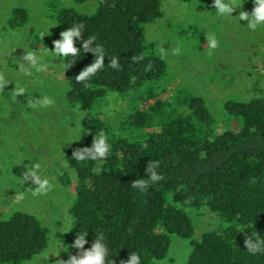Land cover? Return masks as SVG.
Instances as JSON below:
<instances>
[{"label": "trees", "instance_id": "trees-1", "mask_svg": "<svg viewBox=\"0 0 264 264\" xmlns=\"http://www.w3.org/2000/svg\"><path fill=\"white\" fill-rule=\"evenodd\" d=\"M89 1L73 0L74 7L54 8L52 14L56 39L82 22L83 38L95 36V44L106 51L103 70L87 86L75 76L94 54L84 53L78 39L79 55L62 58L64 102L85 113L80 136L65 152L77 193L69 209L71 228L57 235L67 248L64 260L79 252L70 247L77 233H88L85 249L102 233L108 261L115 264L129 259L130 252L140 256V264L163 261L174 236L190 244L185 264H264V253L251 254L244 246L246 236L264 238V95L225 101L221 132L204 99L189 90L177 88L162 99L170 86L168 64L146 41V26L163 17L162 0H94L90 12L76 8ZM179 1L193 4L198 13L214 9L212 0ZM26 22V11L14 9L10 27ZM134 55L143 59L133 63ZM112 57L119 58L121 70L108 66ZM149 64L151 70L145 71ZM109 98L126 103L119 122L101 110ZM101 130L111 146L107 159H73V150L91 147ZM149 161L160 162L156 171L165 179L141 194L131 183L148 178ZM203 209L219 224L196 240L190 213ZM49 241L50 230L33 215L19 211L0 218V264L31 261Z\"/></svg>", "mask_w": 264, "mask_h": 264}, {"label": "rangeland", "instance_id": "rangeland-1", "mask_svg": "<svg viewBox=\"0 0 264 264\" xmlns=\"http://www.w3.org/2000/svg\"><path fill=\"white\" fill-rule=\"evenodd\" d=\"M236 4L242 8L222 17L215 9L198 13L193 4L162 0L163 17L146 26L151 52L168 64L170 86L162 99L171 97L177 88L189 90L204 99L221 132L226 123L222 113L225 101L264 95V26L252 31L247 21H239L241 10L251 13L253 0H236ZM94 6L95 1L90 0L76 8L90 12ZM59 7H74L73 0H0V71L13 82L0 92V218L21 211L37 217L50 230L48 248L24 264H53L58 258L65 259L67 248L57 235L71 228L69 209L77 193L76 176L65 162V152L80 136L85 113L68 108L64 102L66 73L62 58L49 52L42 59L48 65L46 71L31 69L29 75L28 70H19L25 51L42 55L44 47L53 50L58 27L52 14ZM19 8L26 11L27 22L10 27L12 12ZM210 34L219 41L215 50L207 47L206 35ZM176 48L179 55L173 54ZM15 82L26 90L20 101L12 93ZM41 96L52 98L53 105L28 106L29 97ZM126 107L125 102L109 98L101 110L111 122H119ZM34 163L41 166L39 174L54 184L47 195L33 196L28 189L34 190L36 185L31 181L23 185L22 173ZM20 190L25 191V198L14 202L11 198ZM190 216L196 240L219 224L217 216L208 210L191 212ZM190 252L189 242L174 236L168 257L152 264H185Z\"/></svg>", "mask_w": 264, "mask_h": 264}, {"label": "clouds", "instance_id": "clouds-1", "mask_svg": "<svg viewBox=\"0 0 264 264\" xmlns=\"http://www.w3.org/2000/svg\"><path fill=\"white\" fill-rule=\"evenodd\" d=\"M254 7L249 13L248 11L241 10L239 12V21H247V27L255 31L258 27L264 26V0H253ZM212 8L215 9L218 16L229 17L237 8H242V5H237L236 0H212ZM85 31V25L81 23H74L70 28L60 32V38L54 40L53 50H49L44 47V54L37 55L33 51H25L20 58L19 70H28V74L31 75V69H34L37 73L47 70L48 65L42 63L43 55L51 52L58 58L76 57L81 52V48L76 46V41L79 39L82 44L84 53H93L94 60L92 63L83 68L76 76L75 81L78 83H84L87 86V81L94 76L98 71L103 70L105 66V49L98 44H95L96 37L88 36L83 38ZM42 38L44 36L42 35ZM207 47L211 50H215L219 47V41L214 34L206 35ZM174 55H179L180 50L178 48L173 49ZM142 56L134 55L131 58V62L138 63L142 60ZM73 63L67 65V69L72 66ZM109 67L114 70H121V65L118 57H112L109 59ZM151 65L145 67V71H150ZM13 83L6 78V74L0 71V92L5 91V87ZM13 95L19 97L26 94L25 88L19 83L15 82V88L12 91ZM28 106L32 108H47L53 105L54 100L48 96H41L39 99L28 98ZM83 115V114H81ZM110 144L108 143V136L105 131L101 130L93 138L91 147H81L73 150L72 158L76 161L86 160H105L110 153ZM160 166L159 161H149L146 166V172L149 174L147 179L134 180L131 183L133 189H137L141 194L147 192L148 188L152 184H156L165 179L161 174H158L156 169ZM40 164L34 163L31 167H26V170L22 173L23 185L31 181L36 185L35 189L29 188L33 196L47 195L53 190L54 184L46 176H41ZM25 198V191H15V195L11 198L14 202H20ZM131 231V230H130ZM88 233L78 234L70 246L79 250L77 255H70L69 259H56L53 264H115L111 259L108 261V246L104 242L103 234L96 235L91 247L85 249V245L88 243L86 236ZM244 246L246 250L251 254L264 253V238L256 233L255 237L246 236L244 240ZM49 255L45 258L47 259ZM120 264H140V256L137 253L130 252L129 259L121 261Z\"/></svg>", "mask_w": 264, "mask_h": 264}]
</instances>
